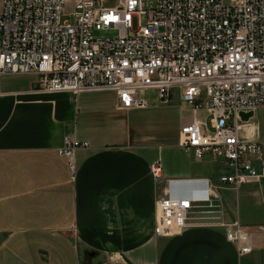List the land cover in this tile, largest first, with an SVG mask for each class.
Here are the masks:
<instances>
[{"label":"crops","instance_id":"crops-1","mask_svg":"<svg viewBox=\"0 0 264 264\" xmlns=\"http://www.w3.org/2000/svg\"><path fill=\"white\" fill-rule=\"evenodd\" d=\"M35 82L0 75V264H80L86 253L104 264H264V178L232 190L217 183L227 167L184 152L178 131L190 113L176 93L165 105L143 94L144 107L120 110L110 90L72 96L37 91ZM252 117L242 133L264 143V109ZM64 136L88 143L74 151L73 182L58 154ZM157 154L166 155L153 180ZM201 179L224 194L212 223L236 220L250 252L239 254L222 227L201 225L197 214L176 235H153L154 201L170 196L169 181L192 180L191 199L202 198Z\"/></svg>","mask_w":264,"mask_h":264},{"label":"built area","instance_id":"built-area-1","mask_svg":"<svg viewBox=\"0 0 264 264\" xmlns=\"http://www.w3.org/2000/svg\"><path fill=\"white\" fill-rule=\"evenodd\" d=\"M18 74L34 75L45 93L113 91L120 110L144 107L147 91L168 104L176 90L190 113L178 146L227 167L220 186L264 178V143L244 136L252 116L240 117L264 109V0H0V75ZM87 147L62 138L70 182L74 151ZM148 173L160 179L158 159ZM205 186L202 198L157 197L153 235H176L197 214L201 225L222 227L239 254L250 252L236 220L204 216L219 200L218 188Z\"/></svg>","mask_w":264,"mask_h":264},{"label":"water","instance_id":"water-1","mask_svg":"<svg viewBox=\"0 0 264 264\" xmlns=\"http://www.w3.org/2000/svg\"><path fill=\"white\" fill-rule=\"evenodd\" d=\"M251 113H246V114H240L241 120L246 121L249 117H251ZM193 181L192 180H172L169 181V194L171 198H186L187 196V191L189 189V184H191ZM198 182L202 186V194L204 196L205 194V188H206V181L201 179L198 180ZM202 196V197H203ZM125 264H130L128 261L125 260V258H122Z\"/></svg>","mask_w":264,"mask_h":264},{"label":"rangeland","instance_id":"rangeland-1","mask_svg":"<svg viewBox=\"0 0 264 264\" xmlns=\"http://www.w3.org/2000/svg\"><path fill=\"white\" fill-rule=\"evenodd\" d=\"M62 19H64L63 17H61V20ZM175 93H176V90L174 91V94H173V96L171 97V100H170V102L169 103H171V102H173L172 101V99H176V95H175ZM154 97V93L153 92H151V91H147V92H145V98L147 99V101L149 100V99H152ZM176 102V101H175ZM168 103V104H169ZM176 103H178V102H176ZM183 104V103H182ZM185 105V104H184ZM187 106V105H186ZM253 121V117H251L249 120H248V122L249 123H251ZM167 153V152H166ZM158 156V160H159V164H160V166L161 165H163L164 164V161H165V155H162V158H161V156L159 155V154H157ZM218 194H219V199H221L220 201L221 202H223L222 201V197H224V194L221 192V191H219L218 190ZM220 201H217V200H214L213 202L216 204L217 203V208H215V209H212V212H211V214H209V216H220V214H224V211L223 212H221L220 213V211H222V209L220 208V206H219V202ZM223 204V203H222ZM223 207H225L224 205H223ZM221 215V216H222ZM80 258H81V260H80V264H86L87 263V261H85V257H84V255H81L80 256ZM104 264V262H103V260L100 258V257H98V256H96L95 257V259L94 260H91V262H90V264Z\"/></svg>","mask_w":264,"mask_h":264},{"label":"flooded vegetation","instance_id":"flooded-vegetation-1","mask_svg":"<svg viewBox=\"0 0 264 264\" xmlns=\"http://www.w3.org/2000/svg\"><path fill=\"white\" fill-rule=\"evenodd\" d=\"M84 257H85V261H87L86 264H90L91 260H94L96 256H92L91 254L86 253V254L84 255ZM96 264H97V263H96Z\"/></svg>","mask_w":264,"mask_h":264}]
</instances>
